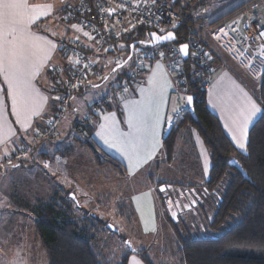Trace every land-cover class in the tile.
<instances>
[{"label": "rangeland", "instance_id": "rangeland-1", "mask_svg": "<svg viewBox=\"0 0 264 264\" xmlns=\"http://www.w3.org/2000/svg\"><path fill=\"white\" fill-rule=\"evenodd\" d=\"M206 1L211 3V8L218 9V4L211 2L212 0ZM239 1L226 0V4L221 7L224 9ZM257 1L242 4L237 7L239 8L237 11L235 8L232 10L233 12L230 11L223 16L222 18L226 19L222 22H218L220 19L217 20L215 25H220L222 31H226L229 27L235 31L234 35L239 44L249 49L254 58L250 62L253 65L251 68L253 74H250V77L256 80L255 77L259 76L261 82L264 70V45L259 46L258 43L251 40V37L242 35L241 23L244 16L240 12L243 7L248 11L252 9L264 10V4L261 5ZM60 14L61 16L64 14L62 9ZM260 18L262 20V17ZM67 20L65 21H70ZM205 27L204 36L213 25L206 24ZM208 27L210 28L207 29ZM117 46L125 48V44L121 41L117 42L116 49ZM67 52V50L64 51L65 54ZM88 52H91V49H88ZM105 54L97 55L96 59L98 71L100 67L102 68V70L100 69L103 73L102 77L96 79L94 75H91L85 88L73 95L69 102L70 106L65 110L58 123V134L50 139L34 136L25 145L17 147L7 158V164L11 163V165L25 157L28 160L35 159V163L33 168H21L11 177H8L7 174L2 176L3 179H0V264H47V250L35 230L33 210L37 206L38 200L46 201L56 195L61 199L70 200L72 198L73 209L92 213L104 220L108 226L118 227L123 236L128 237L130 245L135 250L146 249L148 256L156 264H176L173 257V240L176 230L182 234L189 232L195 237H207L212 230L218 232L210 226L216 214L215 205L211 200V195H206L202 191V186L209 176L211 158L207 157L205 146L200 147L199 145L201 138L197 128L194 132L190 129V123L178 124L177 130L176 126L173 127L164 136L166 138L172 135L170 138L176 139L172 154L169 155L164 147L163 154L152 161L151 166L148 165V167H152L151 171L145 167L143 172L132 176L121 172L120 169L108 162L98 164L93 152L85 144L88 138L82 136L74 128V120L84 119L93 104L102 102L104 100L102 97L107 94L109 97L113 87L121 82L124 83L129 74L136 72L137 66L134 65L139 62L142 53L133 52L127 61L125 60L131 54V50L128 49ZM71 60V57L59 56L52 64L64 66ZM123 62L122 66L116 68ZM166 62L169 64L170 60L167 59ZM146 74L147 70L142 72L140 79L135 84L144 80ZM203 75L205 76H202L203 84L206 82L208 89L212 84L213 75L209 79L206 78L205 73ZM241 76L246 80L249 78L246 73H241ZM258 86L260 90V85ZM176 88L174 86L175 90ZM50 96L55 98L51 94ZM121 98L123 95L119 96V100ZM58 100L62 101L60 97ZM62 108L60 102L59 111L53 121L60 115ZM102 108L100 106L95 114L100 115L103 111ZM172 115L173 112L169 116ZM193 117L197 118L194 115ZM48 124L46 123V126ZM51 141H53V147L45 149V145ZM90 141L92 146L97 149L92 140ZM68 144L72 145L68 147ZM67 148L66 155L56 156L58 149L64 152ZM25 150L27 153L24 152ZM95 153L99 161L106 160V156L102 152ZM185 168H189V170L184 172ZM146 171H149L150 176L146 174ZM190 187L197 189V196L204 195V201H200L201 203L196 209L187 208L186 210L181 203V196L186 191L182 188ZM162 188L164 190H161ZM72 193L75 195L76 201L71 196ZM124 199H126V204L123 206L124 213L121 217L116 216V211L120 210L117 208V204ZM15 201L20 203L18 212H15L11 207L16 204ZM103 203H106L111 211H104ZM173 206L175 212L172 211ZM172 218L176 223L175 226H173ZM146 228L147 231H145ZM112 238L110 235L102 237V240L106 242L105 249L107 250L109 247L112 253L114 250L118 251L120 255L124 254V251L114 243ZM116 241L120 240L117 238ZM161 250L164 251V254L160 252ZM103 251L104 248L101 252ZM137 262L145 264L138 254L127 259V264H137Z\"/></svg>", "mask_w": 264, "mask_h": 264}, {"label": "trees", "instance_id": "trees-1", "mask_svg": "<svg viewBox=\"0 0 264 264\" xmlns=\"http://www.w3.org/2000/svg\"><path fill=\"white\" fill-rule=\"evenodd\" d=\"M165 1L184 19L174 29L175 39L167 42L176 43L181 49L182 44H187L189 47L187 42H181H185L187 37L193 32H199L203 39L206 24L193 17L195 1L197 4L199 0ZM253 1L250 0L249 3ZM238 9L236 8V11ZM224 19L226 18H221L218 22H222ZM152 33L155 32L144 26H137L133 29H130L128 26L127 30L121 33L119 40L125 44V48L117 46L116 50L123 51L128 49L130 51L132 44H135L134 49L140 45L151 49L157 44L149 46L145 42L150 43L152 41ZM72 38L76 39L77 37H63V39H60V42L62 44ZM205 43L213 56L212 61L209 60V63L214 62V56L216 59L217 56L209 44L206 41ZM60 52L65 58H69V55L65 54L62 48ZM105 53L113 54V52ZM101 54L103 53H98L97 55ZM156 60L158 59H149L146 70ZM204 61L207 62L208 58L204 59ZM183 65L185 67L189 94L194 97V108L197 118L193 117L189 111V107H187L182 111V115L179 117L176 125L185 123L194 125L211 152V166L208 170L209 176L202 186V191L206 195H211V200L215 205L216 214L210 226L218 232L212 230L207 237H195L189 232L182 234L176 230L173 240V257L176 264H264V70L260 82L259 95L262 112L249 130L245 149L239 150L225 133L218 117L207 105V89L203 85L202 77L204 75L198 76L195 73L199 66L198 62L192 56H188L187 59H183ZM58 69H62V71L57 73L56 70ZM100 69L102 70L101 67ZM100 69L99 71L102 73ZM71 75V65L64 66V68L58 67L49 72L51 80L49 94L55 96V98H51L49 102L50 109L47 110L42 118L43 120L36 126V137L50 139L52 136L58 134L57 126L65 111L62 116L57 117L53 121V118L56 117L59 111L60 104V101L56 97H60L61 92L63 93L67 90V80L70 79ZM87 79L84 80L86 83L89 82L91 76ZM84 83L77 92H80L81 88L85 87ZM126 83L127 79L124 83L121 82L119 85L113 87L109 97L107 96L102 102L100 101L99 104H93L92 106L98 105V107L101 106L103 107L102 109H105L113 99H119V96L115 95L116 89L126 85ZM133 85L130 86L126 93L131 91ZM97 115L94 114L93 118ZM79 121L80 123H78ZM79 121L75 124L74 128L82 136L84 135L88 138L85 144L93 152L96 162L98 164L108 162L125 173L126 170L116 158L92 146L90 138L93 129L89 125L90 120L82 119ZM50 122L52 123L50 124ZM46 123H49L48 126H46ZM52 125L53 128H51ZM39 132L41 133L40 135ZM171 136L164 138L163 141L169 155L172 154L174 142L176 141V139L170 138ZM67 150L68 148L64 152H59L62 155H66ZM24 152L27 153L26 150ZM95 152H102L106 156V160L99 161ZM25 158L16 161V164H25L28 161V158ZM233 158H236L241 163L247 176L236 166L229 164V161ZM183 170L187 172L189 168ZM182 190H186L182 195H185L189 201V205H191L190 209H196L204 201V195L195 197L198 194L196 188H182ZM189 194L193 199L190 198ZM71 199H61L56 195L46 201L38 200V204L33 210L35 230L40 235L41 242L47 250V264H127V259L129 260L134 254H138L145 264H156L148 256L146 249L140 248L139 250H135L133 246H130L128 237L123 236L118 227L115 226V229H112L98 216L73 209L74 201ZM191 200H194V205ZM125 204L126 199L117 204V208L120 210L116 211V216L121 217L123 215V206ZM182 206L187 210L188 207ZM108 207L106 203H103L104 211H111ZM87 209L89 211V208ZM172 222L173 226H175L176 223L173 218ZM105 235L112 236L114 243L119 248L121 247L124 254L120 255L118 251L114 250L112 253L109 247L106 250L104 246L106 242L102 240V237ZM117 238L120 241H116ZM99 243L100 245H97ZM102 248H104L103 252H101ZM160 252L164 254V251L161 250Z\"/></svg>", "mask_w": 264, "mask_h": 264}, {"label": "crops", "instance_id": "crops-1", "mask_svg": "<svg viewBox=\"0 0 264 264\" xmlns=\"http://www.w3.org/2000/svg\"><path fill=\"white\" fill-rule=\"evenodd\" d=\"M211 2L219 5L217 8H211L209 2L206 0L195 1L194 19L204 22L205 24H213L223 16L228 14L230 11L250 2V0H240L236 4H232L229 7L222 8L226 4V0H212ZM29 3L33 6H41L37 8L31 15L38 17L36 21L30 25V32L40 40L37 43L42 44L44 40L51 41L55 44V48L50 46L47 48V56L49 59L45 60L41 66L39 73L33 78V86L38 90L39 94L47 97V102L43 106V110L39 115H33L25 120L21 117L20 121H17V117L12 112L11 101L6 95V85L2 78H0V87H3L5 91L0 93V179L2 176L11 175L21 168L27 169L33 168L35 159L30 158L25 164L11 163L7 164V158L17 149V147L25 145L35 136L36 126L41 122L46 114L47 110L50 109L49 102L51 96L49 94V85L51 84L49 72L52 69L70 65L72 60L66 63L64 66L58 64H52L56 61V58L62 56L61 48L62 44L60 39L75 36L81 38L88 45L93 46L91 35L88 31L84 30L74 21H69L65 16H61V9L65 0H29ZM209 3V4H208ZM257 3H264V0H259ZM208 4V6H207ZM51 5V9H46L43 6ZM63 10V9H62ZM218 11V12H217ZM47 12V14H43ZM59 18V19H58ZM67 20V21H65ZM205 20V21H204ZM75 25V27H73ZM235 31L229 27L226 31H222L220 25H213V27L206 31L203 39L209 44L213 52L216 54L220 62L224 63V66L218 65L215 61L214 74L212 77V84L207 92V105L209 109L218 117L223 129L227 136L232 140L235 146L239 150L241 149L238 145L240 142L247 144L249 130L254 121L259 117L262 112V105L260 103L259 95L260 90V78L255 77L253 80L250 74H253L252 62L253 56L249 49L242 47L239 41L234 35ZM87 33V35H85ZM26 47L28 45H25ZM36 55L35 59L39 62L40 58L44 55V51L40 48L34 50ZM99 56V55H98ZM65 58V57H64ZM216 60V58L214 57ZM254 61V60H253ZM221 64V63H220ZM168 63L155 61L147 69V74L144 80H140L137 84L133 85L131 91L125 93L123 98L113 99L109 102L107 107L103 109L100 115L94 116L93 120L89 123L93 129L91 140L97 148L103 152L113 156L118 162L124 167L125 172L132 176L138 172H143L144 168L147 167L149 171L152 170V161L160 157L163 154L164 149V137L162 134V127L165 120L169 117L171 112H174L177 108L175 98L172 94V89L176 83L173 75L168 69ZM241 73H246L249 78L244 79ZM153 80V88L156 93V103L159 105L160 123L156 130L157 135L151 136L145 132H137L135 127L129 128L128 120V109L126 104L131 101H141L147 98L149 89V79ZM85 85L88 83H84ZM85 87H83L84 89ZM81 89V90H83ZM145 91H141V90ZM103 96V98H106ZM100 100V99H99ZM250 103H254L260 111L256 112L254 116L248 121L247 124V137L242 140L238 128L242 124V108H247ZM70 106V105H69ZM87 111V110H86ZM108 117V119H105ZM79 121L74 120L73 126ZM154 123V121H151ZM104 125V128H101ZM190 129L196 132V127L192 124ZM179 125H176L175 129H178ZM97 133H100L98 135ZM127 135L129 139L136 136H143V141H137L138 144V155H135L132 159H129V152L124 151V146L121 141L123 136ZM236 139H233V137ZM61 137V136H60ZM201 138V136H200ZM73 144V143H72ZM72 144H68L70 147ZM199 145L205 146L207 157L211 158V152L204 141L199 139ZM53 147V141L45 145V149ZM60 150L56 152L59 156ZM151 152V158L148 159V153ZM147 159V163L144 161ZM149 171L146 174L150 176ZM11 206V204H8ZM20 203L17 201L16 204L11 206L15 212H18ZM12 211V210H11Z\"/></svg>", "mask_w": 264, "mask_h": 264}, {"label": "built area", "instance_id": "built-area-1", "mask_svg": "<svg viewBox=\"0 0 264 264\" xmlns=\"http://www.w3.org/2000/svg\"><path fill=\"white\" fill-rule=\"evenodd\" d=\"M65 1L66 4L64 5L63 12L66 19L74 21L84 30L88 31L91 35L93 46L88 45L84 40L79 38H72L62 43V50H67L66 54L72 58L70 64L72 75L67 80V90L60 94V100H62L60 102L63 108L58 117L63 115L71 98L83 86L82 84L85 82V79L91 75L99 79L102 77V73L98 71L96 66L97 54L105 52L114 53L121 33L125 32L128 26L130 29L144 26L152 30V32L164 35L172 28H175L177 24L181 23V20H184L165 0ZM262 11L261 9L248 11L245 7L240 10L244 16L241 23L242 35L251 37V40L259 45L264 44V35H261L264 32V10ZM260 17H262V20H260ZM186 42L189 44V57L192 56L201 68L199 75L205 73L206 78H211L214 73V67L210 65L212 62L209 63V60L212 61L213 56L211 50L206 47V43L200 33L193 32L187 37L185 42L181 43ZM88 49H91V52H88ZM134 53H142L139 62L134 65L135 67L137 66L136 72L128 75L126 85L116 89V96L124 95L127 92L125 89L128 90L131 85L140 79V74L146 71L149 59H158L161 62L169 59L170 63L183 65L184 58L179 45L176 43H157L151 49L140 45L134 49ZM206 58H208L207 62L204 61ZM220 63L222 66L225 65L222 62ZM61 71L62 69L56 70L57 73ZM203 85L207 87L206 82ZM174 86L177 87L174 98L178 108L173 112L171 117L169 116L165 120L162 129L163 137L176 126L180 114L188 107V102L183 93L186 90L184 80L176 79ZM98 110V105L92 106L84 119L91 120ZM53 125L51 128H53Z\"/></svg>", "mask_w": 264, "mask_h": 264}, {"label": "snow or ice", "instance_id": "snow-or-ice-1", "mask_svg": "<svg viewBox=\"0 0 264 264\" xmlns=\"http://www.w3.org/2000/svg\"><path fill=\"white\" fill-rule=\"evenodd\" d=\"M40 7L39 5H31L29 0H0V78L3 79L6 85V95L11 101L12 112L17 117L18 122L21 117L27 120L33 115H39L48 99L40 95L32 83L44 61L49 59L47 48L49 46L55 48V44L51 41L44 40L42 44L37 43L40 38L30 32V25L38 18L30 13ZM43 7L51 9V5ZM43 14L46 15L47 12ZM261 35H264V32ZM167 38H172V33H169L167 37H163V39ZM37 48L44 51V55L39 62L34 58L36 55L34 50ZM187 48V45H183L180 51L187 55ZM148 83L150 87L147 90L148 96L146 99L131 101L126 104L128 109L127 123L129 128L135 127L138 133L145 132L154 137L157 135L156 130L161 117L159 105L156 103L153 80L150 78ZM4 91L5 89L0 87V93ZM141 91L145 90L142 89ZM56 99H59V97ZM191 101L192 97H187V102L191 103ZM258 111L260 109L254 103H250L247 108H242V124L238 128L242 140L247 137L248 121ZM105 119H108V117H105ZM151 121H154V123ZM101 128L103 129L104 125H101ZM97 134L100 135V133ZM122 136L121 143L124 146V151L129 152V159H132L135 155H138L137 141H143L144 137L138 135L129 139L127 135L122 134ZM233 139H236V137L234 136ZM238 146L241 149L245 148L243 142H240ZM150 158L151 152L148 153V159ZM144 162L147 163V159ZM45 166L47 167V165ZM147 230L146 228L145 231Z\"/></svg>", "mask_w": 264, "mask_h": 264}, {"label": "water", "instance_id": "water-1", "mask_svg": "<svg viewBox=\"0 0 264 264\" xmlns=\"http://www.w3.org/2000/svg\"><path fill=\"white\" fill-rule=\"evenodd\" d=\"M169 33H172V32H169ZM169 33H167V34H165V35H158L157 33H152V41H150V43H146V42H145V44H149V46H152V45L157 44V43H163V42L166 43L167 41H170V40L175 39V34H174V33H172V38L163 39V37H167ZM143 43H144V42H143ZM183 45H187V44H182L181 47H182ZM187 46H188V45H187ZM134 47H135V44H132V45H131V54H130V56H129L125 61H127V60L131 57V55H132V53H133V51H134ZM187 53H188V54L185 55V53L182 52V55H183V58H184V59H187L188 56H189V47L187 48ZM123 64H124V62L121 63V64H119L116 68H119V67L122 66ZM189 96L192 97V101H191V103H188V105H189V111H190L194 116H196V112H195V108H194V97H193L192 95H189ZM189 96H188V97H189ZM229 163H230V165H234V166H236V167H237V168H238V169H239L244 175H246V172L244 171L242 165L240 164V162H239L236 158L231 159V160L229 161ZM71 196L74 197L73 199H75V195H74V194H72ZM189 196H190L191 199H193L192 196H191L190 194H189ZM181 197H182V196H181ZM183 197H185V195H184ZM185 198H186V197H185ZM194 204H195V203H194V200H193V205H194ZM186 207L190 208L191 205H188V206H186ZM172 211H173V208H172ZM173 212H175V211H173ZM109 227L112 228V229H115V227L112 226V225H109ZM129 245H130V243H129ZM130 246H131V245H130Z\"/></svg>", "mask_w": 264, "mask_h": 264}, {"label": "bare ground", "instance_id": "bare-ground-1", "mask_svg": "<svg viewBox=\"0 0 264 264\" xmlns=\"http://www.w3.org/2000/svg\"><path fill=\"white\" fill-rule=\"evenodd\" d=\"M174 29L175 28H172L169 32H172V33H174ZM168 32V33H169ZM134 52V51H133ZM215 62L218 64V65H220L221 66V64H220V61H219V59L217 58L216 60H215ZM212 67H214V65H213V62L210 64ZM168 69H169V71H170V73L173 75V77H174V79H183L184 80V83H185V86H186V90L183 92L184 93V95H185V98H186V100H187V97L190 95L189 94V91H188V86H187V77H186V73H185V67H184V65H178V64H176V63H170V64H168ZM201 68L198 66V68H197V70H196V75H198L199 76V70H200ZM206 89H207V87H205ZM172 94H173V96H175L174 94H175V89H174V86H173V89H172ZM182 115V113L180 114V116Z\"/></svg>", "mask_w": 264, "mask_h": 264}, {"label": "flooded vegetation", "instance_id": "flooded-vegetation-1", "mask_svg": "<svg viewBox=\"0 0 264 264\" xmlns=\"http://www.w3.org/2000/svg\"><path fill=\"white\" fill-rule=\"evenodd\" d=\"M184 195H182V205H184V206H188L190 203H189V201L188 200H186V198L185 197H183ZM197 195H195V197H196ZM192 202H193V200H191ZM173 208H174V206H173Z\"/></svg>", "mask_w": 264, "mask_h": 264}]
</instances>
